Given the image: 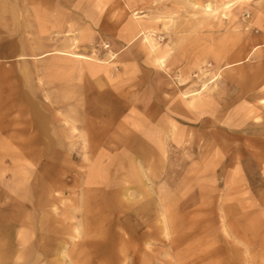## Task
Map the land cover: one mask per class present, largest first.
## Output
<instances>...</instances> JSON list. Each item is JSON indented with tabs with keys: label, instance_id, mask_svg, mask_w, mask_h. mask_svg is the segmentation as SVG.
Returning a JSON list of instances; mask_svg holds the SVG:
<instances>
[{
	"label": "rangeland",
	"instance_id": "obj_1",
	"mask_svg": "<svg viewBox=\"0 0 264 264\" xmlns=\"http://www.w3.org/2000/svg\"><path fill=\"white\" fill-rule=\"evenodd\" d=\"M118 2L131 12V36L139 22L154 30L151 38L173 55L172 69L165 75L142 57L139 64L158 69L119 81L123 98L108 99L112 112L77 129L79 169L69 185L97 188L76 193L95 208L83 209L79 234L74 215L63 221L68 235L60 254L30 251L24 258L29 264H264V102L256 101L264 96L254 94L253 127L251 114L238 111L248 98L225 71L218 79L225 63L246 54L255 29L264 31V0ZM143 38L135 43L138 54L147 45ZM256 58L254 72H264L262 50ZM97 59H105L102 52ZM198 91L218 104L193 127L167 100ZM173 115L178 123L170 122ZM8 233L0 229V264L10 258Z\"/></svg>",
	"mask_w": 264,
	"mask_h": 264
},
{
	"label": "crops",
	"instance_id": "obj_2",
	"mask_svg": "<svg viewBox=\"0 0 264 264\" xmlns=\"http://www.w3.org/2000/svg\"><path fill=\"white\" fill-rule=\"evenodd\" d=\"M51 2L0 0V229L9 231L4 239L10 250L4 264L17 263L30 251L32 256L36 251L43 256L60 254L68 235L63 221L69 216L74 215L79 234L83 209L95 208V201L88 204L86 196L76 193L97 188L77 190L69 185L79 169L73 157L77 129L91 127L99 112H112L108 99L123 98L117 92L119 81L143 79L158 69L152 63L139 64L142 57L157 63L165 75L172 69L173 55L151 38L154 30L139 22V31L131 36V12L125 3L122 7L116 0ZM259 28L246 54L230 59L218 73V79L223 71L229 74L248 98L246 108L238 111L251 114L253 127L254 94L264 96V72H254V63L259 62L255 53H264V31ZM140 36L147 42L142 54L135 48ZM99 52L105 59H97ZM261 62L264 67V59ZM202 91L181 97L175 93L167 100L193 127L218 104ZM169 119L179 121L177 115ZM250 141L254 154V136ZM25 258L21 263L29 264Z\"/></svg>",
	"mask_w": 264,
	"mask_h": 264
}]
</instances>
